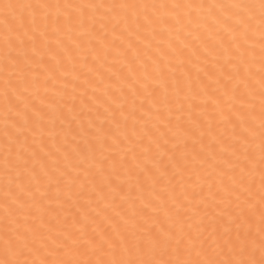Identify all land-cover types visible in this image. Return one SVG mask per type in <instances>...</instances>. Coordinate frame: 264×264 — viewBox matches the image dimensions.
<instances>
[{
    "label": "snow or ice",
    "instance_id": "1",
    "mask_svg": "<svg viewBox=\"0 0 264 264\" xmlns=\"http://www.w3.org/2000/svg\"><path fill=\"white\" fill-rule=\"evenodd\" d=\"M0 264H264V0H0Z\"/></svg>",
    "mask_w": 264,
    "mask_h": 264
}]
</instances>
